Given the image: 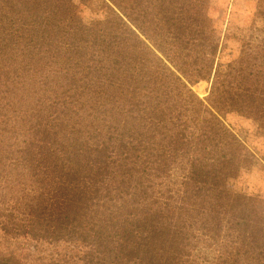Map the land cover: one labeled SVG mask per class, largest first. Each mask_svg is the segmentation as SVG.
Segmentation results:
<instances>
[{"label": "trees", "instance_id": "16d2710c", "mask_svg": "<svg viewBox=\"0 0 264 264\" xmlns=\"http://www.w3.org/2000/svg\"><path fill=\"white\" fill-rule=\"evenodd\" d=\"M108 2L0 0V264H264L223 121L264 131V0L220 73L210 0Z\"/></svg>", "mask_w": 264, "mask_h": 264}, {"label": "rangeland", "instance_id": "374dc122", "mask_svg": "<svg viewBox=\"0 0 264 264\" xmlns=\"http://www.w3.org/2000/svg\"><path fill=\"white\" fill-rule=\"evenodd\" d=\"M75 3L85 24L103 20L113 11L108 0H91L86 4L75 0ZM256 5L257 0H210L209 16L213 32L209 48L215 58L217 73L238 56L239 40L249 37ZM256 24L262 26L260 21ZM208 87L209 84L202 81L193 90L204 98ZM223 121L239 136L245 148L241 158L243 165L232 181L234 190L259 195L264 202V162L261 159L264 156V131L258 129L254 120L239 114L238 110L226 114Z\"/></svg>", "mask_w": 264, "mask_h": 264}]
</instances>
